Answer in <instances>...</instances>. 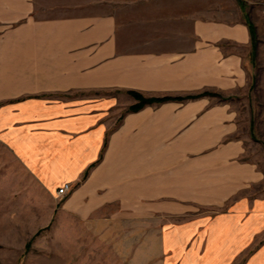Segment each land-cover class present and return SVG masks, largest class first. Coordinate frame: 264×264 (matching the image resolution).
<instances>
[{
  "label": "crops",
  "instance_id": "0c3cea01",
  "mask_svg": "<svg viewBox=\"0 0 264 264\" xmlns=\"http://www.w3.org/2000/svg\"><path fill=\"white\" fill-rule=\"evenodd\" d=\"M256 109L264 0H0L10 164L80 220L193 216L180 264H264Z\"/></svg>",
  "mask_w": 264,
  "mask_h": 264
},
{
  "label": "rangeland",
  "instance_id": "374dc122",
  "mask_svg": "<svg viewBox=\"0 0 264 264\" xmlns=\"http://www.w3.org/2000/svg\"><path fill=\"white\" fill-rule=\"evenodd\" d=\"M255 113L253 131L260 136L264 110ZM17 169L0 147V264H180V239L183 246L194 240L179 232L193 226V216L132 221L96 213L80 220L62 211L67 196L50 198Z\"/></svg>",
  "mask_w": 264,
  "mask_h": 264
},
{
  "label": "trees",
  "instance_id": "16d2710c",
  "mask_svg": "<svg viewBox=\"0 0 264 264\" xmlns=\"http://www.w3.org/2000/svg\"><path fill=\"white\" fill-rule=\"evenodd\" d=\"M249 30H250V33L251 35L253 36L252 32H251V27L249 26ZM130 95H132L136 100H138V103L133 105V106H130L128 111L129 112H136L138 110H140L146 103L150 102H165L167 100H170V98L168 97H165V98H161V99H145L143 98L140 94L138 93H135V92H131Z\"/></svg>",
  "mask_w": 264,
  "mask_h": 264
},
{
  "label": "built area",
  "instance_id": "2783aa9c",
  "mask_svg": "<svg viewBox=\"0 0 264 264\" xmlns=\"http://www.w3.org/2000/svg\"><path fill=\"white\" fill-rule=\"evenodd\" d=\"M71 191V185L68 183H65L61 185L57 190H56V196L61 199L67 196L68 193Z\"/></svg>",
  "mask_w": 264,
  "mask_h": 264
}]
</instances>
